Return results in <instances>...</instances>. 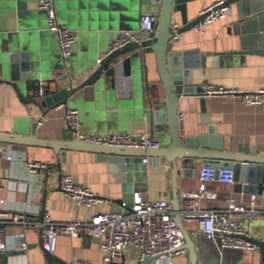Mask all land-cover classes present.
I'll return each mask as SVG.
<instances>
[{"label":"crops","instance_id":"0c3cea01","mask_svg":"<svg viewBox=\"0 0 264 264\" xmlns=\"http://www.w3.org/2000/svg\"><path fill=\"white\" fill-rule=\"evenodd\" d=\"M218 1L221 0H193L187 3V21ZM54 4L59 22L75 37L66 69L58 41L47 29L45 11L37 6V1L0 0V52L13 50L17 41L31 43L38 60L35 73L25 81H16L18 89L0 79L2 133L28 135L34 130L38 138L60 139L61 134L67 131L63 119L65 105L58 104L43 114L46 109L31 101L43 98L32 95L35 81L39 78L55 80L57 91L65 85L67 72L76 74V69L87 70L94 66L108 51L119 31L136 30L141 13H154L149 7L139 8L137 0H54ZM263 6L264 0H254L252 6L245 4L243 8L230 4L223 18L206 25L201 32L194 31L193 27L176 32L179 39L175 48L194 51L190 54L192 63H201L204 56L203 66L190 69L191 85L195 89L193 94L181 95L178 100L182 137L204 133L207 126L213 124L224 149L235 151L237 145L244 144L252 147L256 155L264 156V103L247 105L237 96H209L203 98L204 112L200 108V92L208 83L238 91L264 87V53L237 52L262 47ZM172 22L181 27L178 12L173 14ZM144 75L146 79H143ZM141 77L142 82L132 87L128 97L118 96L115 89L99 93L91 87L80 90L67 107L77 109L81 131L103 135L118 132L135 134L147 129L160 146L166 145L167 131L154 132L148 117L149 109L163 107L165 99L152 55L147 73L142 69ZM204 114L209 124L204 122ZM0 148L1 239L7 244L6 252L9 253L5 264H48L40 241L38 224L41 208L55 223L86 222L96 213L120 209L122 203L130 205L135 201L164 198L172 206L174 191L181 207L184 196L197 191L198 172L203 165L196 160L194 168H187L185 175L178 173L175 189L171 166L162 156H147L150 160L147 167L141 163L145 156H132L125 170H114L107 160L90 151L66 150L60 157L50 147L38 145L0 143ZM7 155L11 159H7ZM24 159L38 161L45 166L29 172L23 165ZM59 173L71 175L76 183L98 196L99 201L86 205L66 197L59 187ZM233 185L217 180L209 182L208 186L218 194V200H203L201 208L223 211L229 194L244 202L250 195H255L256 212L250 218L245 213H233V216L240 221L249 238L258 243L264 242V191L260 194L236 192ZM19 213L28 215L31 224L13 223L11 215ZM183 226L196 240L199 264H262L264 245H257L255 251L231 249L219 256L215 255L217 240H209L201 231L195 230L193 224L183 222ZM21 243L26 245L25 251L20 250ZM210 255H213L214 261ZM51 256L53 264H70L75 258L92 264H136L134 248H127L120 262H103L98 239L83 232L75 237L58 235L56 249ZM173 261L175 264H189L188 255L176 257ZM149 264L164 263L153 259Z\"/></svg>","mask_w":264,"mask_h":264},{"label":"water","instance_id":"95a60500","mask_svg":"<svg viewBox=\"0 0 264 264\" xmlns=\"http://www.w3.org/2000/svg\"><path fill=\"white\" fill-rule=\"evenodd\" d=\"M137 1L139 8L149 7L156 15L157 21L153 32L140 42H128L119 48L110 51L108 49L96 61V64L87 70L76 69V74L67 72L64 86L45 95L40 101L35 99L31 101L40 108H45L46 111L43 112L45 114L58 104H64L67 108L71 99L75 98L80 90L87 87H91L98 93L103 90L115 89L118 96L128 97L131 95L132 87L137 82L139 84L142 82V69L145 70L146 74L149 58L152 55L158 81L165 93V99L163 107L156 109L151 107L149 109L148 117L154 132L167 131L168 143L158 148L148 149L114 147L82 141L73 137L69 131L63 132L60 139H41L35 136L34 130L28 135L0 132V143L50 147L60 157H63L66 150L90 151L96 153L100 159L107 160L114 170H125V165L132 156H162L171 166L175 189L176 175L180 172L185 175L187 168H194L195 161L200 160L203 165H210L215 168H232L234 172L233 189L236 192L262 193L264 191L263 155H256L252 147H246L244 144L237 145L235 151L224 149L221 137L216 134L214 125L208 123L206 114H204L203 120L209 125L204 133L186 137H182L180 133L178 100L181 95L193 94L195 89L191 85L190 69L193 66H203L204 56L201 63H192L190 54H193L194 51H182L175 48L179 37H174V31L171 28L172 16L176 12L180 14L182 25L177 29V32L181 33L190 30L204 17V14L187 21V3L193 0ZM253 2L254 0H221L219 6L235 3L238 7L243 8L245 4L249 7L252 6ZM262 21H264V16ZM237 52L240 54H261L264 53V43L261 48L241 49ZM37 66L35 47L31 43L17 41L13 50L0 52V79L8 81L16 89H18L16 81L27 80L29 75L36 72ZM144 78L146 79L145 75ZM203 90L200 92L201 94ZM200 108L204 112L203 97H200ZM172 209L173 219L185 241L189 264H199L196 240L183 226L180 214L181 207L176 191L173 195ZM43 212L44 209L41 208L39 218L42 217ZM249 240L258 246L264 245V242L259 241L258 243L251 238ZM218 249H216L215 255L218 254L219 256L221 253L231 250L221 248L219 242ZM8 255V252H0L2 264L6 263ZM47 257L48 264H53V256L47 254ZM210 257L213 260V255ZM153 259L154 257H146L141 264H149Z\"/></svg>","mask_w":264,"mask_h":264},{"label":"built area","instance_id":"2783aa9c","mask_svg":"<svg viewBox=\"0 0 264 264\" xmlns=\"http://www.w3.org/2000/svg\"><path fill=\"white\" fill-rule=\"evenodd\" d=\"M37 6L46 14L47 29L52 32L57 41L64 68H67L68 60L72 53L74 35L57 18L54 0H36ZM221 1L205 7L199 12L204 17L198 21L193 29L201 32L204 27L213 21L223 18L228 10V5L219 6ZM157 17L154 13H141L136 30L119 31L109 45V51L119 48L128 42H140L154 31ZM178 23L172 22L171 28L174 37H177ZM56 81H45L41 78L35 81L34 97H44L55 92ZM237 96L242 103L257 105L264 103V87L250 91H238L220 85L208 83L205 85L201 97L209 96ZM63 119L67 131L73 137L82 141L127 148H158L160 142L151 136L147 129L141 133H110V134H85L80 129L78 111L75 108H65ZM39 121V120H38ZM1 153V148H0ZM11 159L10 155L6 156ZM144 167L150 164L147 156L141 159ZM29 172L42 168L45 164L38 161L23 160ZM166 167V165H165ZM234 172L230 167L215 168L210 165H202L198 172V189L186 194L181 204L182 221L193 224L195 230L201 231L208 239L217 240L221 248L246 251L257 250L256 243L249 240V236L240 221L233 213H245L248 218L256 212L255 195H250L244 202L229 194L224 201L223 211L205 210L200 206L201 201L218 200V194L208 186L209 182L217 180L220 183L233 185ZM59 187L66 197L78 203L86 205L95 204L99 197L87 187L79 185L71 175L59 173ZM2 187L0 186V191ZM11 221L15 224H31L28 215L19 213L11 215ZM40 241L45 253L52 255L56 249L57 237L60 234L77 236L80 232L86 233L98 239V247L101 259L105 263L120 262L127 248L136 251V264H141L144 258L154 257L164 264H175L176 257H187L188 252L180 229L173 219V209L167 199L140 200L130 205L122 203L118 210L99 212L93 215L90 221H74L68 223H55L47 212L42 214L39 222ZM3 226L0 222V252H6L8 247L1 239ZM20 250L25 251L26 245L21 243ZM70 264H92L87 260L75 258ZM264 264V254L262 257Z\"/></svg>","mask_w":264,"mask_h":264}]
</instances>
